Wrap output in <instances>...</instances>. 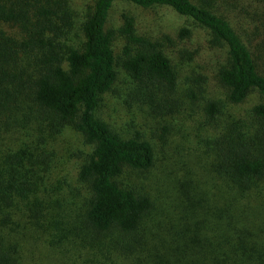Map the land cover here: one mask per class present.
<instances>
[{
  "label": "trees",
  "instance_id": "obj_1",
  "mask_svg": "<svg viewBox=\"0 0 264 264\" xmlns=\"http://www.w3.org/2000/svg\"><path fill=\"white\" fill-rule=\"evenodd\" d=\"M116 1L166 6L206 30L226 48L217 79L227 101L257 99L248 121L232 123L224 136L218 169L228 201L156 228L145 225L151 199L117 181L125 169L148 170L152 146L138 134L121 137L97 110L116 67L143 86L168 90L176 74L161 43L137 34L131 16L123 14L116 30L106 27ZM73 13L71 0H0V264H20L27 237L47 227L39 222L33 181L43 159L22 144L31 126L68 127L90 147L76 171L85 191L80 215L69 225L101 259L96 264H264V201L254 209L241 204L253 191L264 195V0H91L77 45L68 37ZM219 112L217 103L206 104L209 118Z\"/></svg>",
  "mask_w": 264,
  "mask_h": 264
},
{
  "label": "rangeland",
  "instance_id": "obj_2",
  "mask_svg": "<svg viewBox=\"0 0 264 264\" xmlns=\"http://www.w3.org/2000/svg\"><path fill=\"white\" fill-rule=\"evenodd\" d=\"M90 3L71 0L74 27L68 35L69 44L77 45L81 40L80 23ZM123 14L134 19L137 34L161 43L176 74L175 85L168 90L161 84L143 86L116 67V80L102 95L97 110V117L121 137L138 134L152 146L153 165L146 171L125 169L117 181L151 199L153 209L145 217V225L156 228L176 221L187 210L199 206L214 209L228 201L218 169L224 136L229 135L232 123L248 121V111L257 99L250 96L239 105L227 101V91L217 79L227 60L226 48L214 45L210 34L190 19L166 6L144 9L116 1L106 27L119 28ZM181 29L188 30L189 36L181 38ZM123 44L121 37L114 41L116 57L121 55ZM208 102L220 108L213 119L205 113ZM28 132L29 138L22 136L23 146L43 159L37 163L33 178L40 203L39 222L51 232L45 228L32 237L27 235L20 264H96L101 259L73 236L69 225L80 215L85 191L76 181V171L90 147L68 127L37 130L31 126ZM263 196L253 191L241 204L260 207Z\"/></svg>",
  "mask_w": 264,
  "mask_h": 264
}]
</instances>
